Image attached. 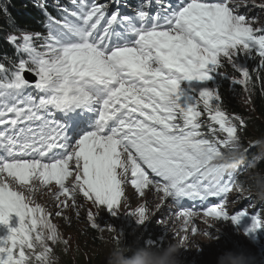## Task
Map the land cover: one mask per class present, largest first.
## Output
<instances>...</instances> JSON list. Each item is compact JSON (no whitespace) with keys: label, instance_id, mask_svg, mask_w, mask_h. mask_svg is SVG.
<instances>
[{"label":"snow or ice","instance_id":"snow-or-ice-1","mask_svg":"<svg viewBox=\"0 0 264 264\" xmlns=\"http://www.w3.org/2000/svg\"><path fill=\"white\" fill-rule=\"evenodd\" d=\"M70 5L58 0L54 16L38 0L44 31L13 21L14 55L0 58V264H54L53 246L69 243L53 223L65 208L124 243L102 214L144 226L165 205L184 250L202 232L248 264L223 228L254 244L264 234V211L230 207L245 191L240 161L257 147L264 158V139L244 145L247 121L227 110L220 82L242 86L248 104L257 81L264 91V74L245 64L264 70V0H155L154 14L142 0L134 15L115 0ZM128 186L143 203L131 205ZM44 192L54 201L37 202Z\"/></svg>","mask_w":264,"mask_h":264},{"label":"rangeland","instance_id":"rangeland-1","mask_svg":"<svg viewBox=\"0 0 264 264\" xmlns=\"http://www.w3.org/2000/svg\"><path fill=\"white\" fill-rule=\"evenodd\" d=\"M246 66L249 67V59L245 61ZM231 73V69H228ZM257 71V70H255ZM260 72H264V70H259ZM222 88H226L228 91V95L233 99V102L236 106L243 112L245 116L244 119L247 121V131L244 133V145L247 146L249 142H257L264 139V121L263 118L255 114V109L253 107V102L251 104L245 103V99L248 95L243 90L242 86L232 85L230 81H225L222 83ZM253 101V94H252ZM226 107V106H225ZM228 108V107H226ZM262 130L263 133H259L258 129ZM252 153L251 156L255 152H257L253 159H256V166H258L257 171H250V178L262 179L264 178V172L259 171L260 165H264V158L261 157V149L259 147L254 150H250ZM248 152V153H249ZM252 159V161H253ZM255 164L254 167L255 168ZM127 195L130 197V203L133 207H136L139 203H143V198L134 195V190L131 186H128ZM248 190H245L243 193H240L242 199L239 203L244 202L245 205L248 203H252L254 200L253 192H250L251 195L249 197ZM234 193L233 195H236ZM63 199V197H62ZM49 201H54L52 194L49 192H44L37 199V202L41 204H47ZM148 206L152 209L155 208L156 198L154 196L147 197ZM71 202L69 201V204ZM80 203H83L85 208L91 207L90 204L84 202L82 199ZM233 206V205H231ZM50 209L55 212L57 209L55 208L54 203L49 204ZM169 205H165L164 208L155 216H152L149 222H146L144 226H137L134 222L133 218H124L121 217L119 220H114L113 218L107 216L106 214L101 215L102 223H113L117 229H123L124 235L121 239L126 242L130 241V238L134 237L135 245L139 241L142 240L143 232L147 229L149 223L153 227V231H157V229H161L163 232L162 235L166 237V244H177L178 238L174 237L172 233L178 229L179 223L173 222L172 214L174 211L170 208ZM84 215V209H81V217ZM64 216L68 217L66 221ZM53 223H55L62 235L63 239H66L69 243L65 246L63 243H59L54 247V264H108V258L111 255V252L116 244V236L117 233L113 232H95L89 230V226L85 222L83 218H78L75 214V209L69 207L63 209V215L60 217H54ZM130 224L136 226L135 233L138 235H134L132 233L127 234V230L130 227ZM201 230L204 229L205 225L202 222L198 221L197 225ZM232 226H224L223 231L227 232L232 240L237 241L243 246L245 256L244 258L247 260L248 264H264V254L260 249L262 245V241H259V244H254L247 238L243 236H237L233 230ZM95 234L96 242L92 243V247L88 245L87 237L91 234ZM243 237L246 239H240ZM194 243L190 245L189 250L181 249L180 260L182 264H218V260L221 259V264H235L237 261V257L233 255H224L221 256V253L225 251L226 247L230 248V245H224L222 242H217L210 240L208 237L204 236L201 233H198L195 237L192 238ZM87 241V243H86ZM196 244L201 246L200 251L197 250ZM134 245V246H135ZM132 249V246L130 250ZM154 250V247H149L146 251L151 252ZM126 251L123 253L125 254Z\"/></svg>","mask_w":264,"mask_h":264},{"label":"trees","instance_id":"trees-1","mask_svg":"<svg viewBox=\"0 0 264 264\" xmlns=\"http://www.w3.org/2000/svg\"><path fill=\"white\" fill-rule=\"evenodd\" d=\"M37 3L33 0H0V8H6L8 14H0V58L3 56H13V48L7 43V35L11 31V24L15 21L17 24L30 28L32 30L44 31L43 30V17L41 10L36 7ZM259 60L252 59V68L258 67ZM261 74H264L261 72ZM227 88V87H226ZM226 88H222V92L225 99V106L228 107L229 111L236 114H243V112L236 106L233 99L228 95ZM253 103L254 108L258 116L264 119V91H262L261 83H256L255 89L253 91ZM259 133H263L262 130L258 129ZM152 228V227H151ZM151 228H148V233H151ZM152 235L155 238H159L155 231H152ZM134 235H138L135 233ZM88 245L92 247V243L96 242L95 234L91 233L88 237ZM136 239V238H135ZM134 237L130 238V241L126 242L127 245L132 246L131 250L126 251L124 257L132 258L138 254L140 249L147 250L149 246H143L144 241H139L135 245ZM87 243V241H86ZM135 245V246H134ZM164 248V247H163ZM162 248H157L152 254L162 255Z\"/></svg>","mask_w":264,"mask_h":264},{"label":"clouds","instance_id":"clouds-1","mask_svg":"<svg viewBox=\"0 0 264 264\" xmlns=\"http://www.w3.org/2000/svg\"><path fill=\"white\" fill-rule=\"evenodd\" d=\"M186 247L187 245L178 243L168 244L161 249L162 255L152 254L142 248L134 257L126 258L123 253L130 250V245L116 243L108 258V264H182L181 249ZM235 264H240V262L236 261Z\"/></svg>","mask_w":264,"mask_h":264},{"label":"bare ground","instance_id":"bare-ground-1","mask_svg":"<svg viewBox=\"0 0 264 264\" xmlns=\"http://www.w3.org/2000/svg\"><path fill=\"white\" fill-rule=\"evenodd\" d=\"M252 210H254V209H252Z\"/></svg>","mask_w":264,"mask_h":264}]
</instances>
